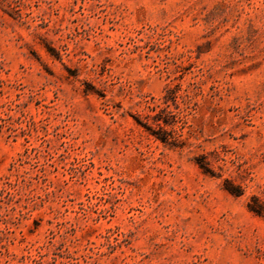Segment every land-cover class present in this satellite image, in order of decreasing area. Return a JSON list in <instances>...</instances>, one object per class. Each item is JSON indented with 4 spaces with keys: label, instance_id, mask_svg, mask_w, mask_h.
Returning <instances> with one entry per match:
<instances>
[{
    "label": "rangeland",
    "instance_id": "374dc122",
    "mask_svg": "<svg viewBox=\"0 0 264 264\" xmlns=\"http://www.w3.org/2000/svg\"><path fill=\"white\" fill-rule=\"evenodd\" d=\"M253 199L264 0H0V264H264Z\"/></svg>",
    "mask_w": 264,
    "mask_h": 264
},
{
    "label": "trees",
    "instance_id": "16d2710c",
    "mask_svg": "<svg viewBox=\"0 0 264 264\" xmlns=\"http://www.w3.org/2000/svg\"><path fill=\"white\" fill-rule=\"evenodd\" d=\"M154 122L156 123L157 127L160 129L161 131V136L158 137L159 140L165 144H169L172 146L174 143L173 137H167L169 135H167V132L165 130H163L164 126H168L169 123H167V121H165L162 117H160V114H156L154 117ZM160 122H162L163 126L160 125ZM252 205H249L250 210H252L253 212L257 213V214H264V209H262V207H260V205L257 204L256 199L252 200ZM255 205V206H254Z\"/></svg>",
    "mask_w": 264,
    "mask_h": 264
}]
</instances>
